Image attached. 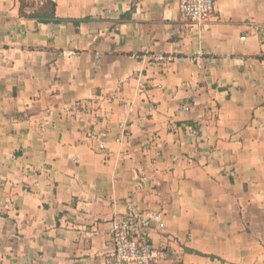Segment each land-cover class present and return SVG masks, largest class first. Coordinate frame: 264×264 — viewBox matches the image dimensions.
<instances>
[{
  "label": "crops",
  "instance_id": "0c3cea01",
  "mask_svg": "<svg viewBox=\"0 0 264 264\" xmlns=\"http://www.w3.org/2000/svg\"><path fill=\"white\" fill-rule=\"evenodd\" d=\"M52 1L43 25L0 0V264H106L131 204L169 264H264V0L202 26L179 0Z\"/></svg>",
  "mask_w": 264,
  "mask_h": 264
},
{
  "label": "built area",
  "instance_id": "2783aa9c",
  "mask_svg": "<svg viewBox=\"0 0 264 264\" xmlns=\"http://www.w3.org/2000/svg\"><path fill=\"white\" fill-rule=\"evenodd\" d=\"M179 10L193 24L202 26L213 18L216 11V0H179ZM74 55L72 51L63 52L66 58ZM141 58L151 65H166L186 60L195 63H215V59L206 58L202 52L189 56L158 54L145 55ZM184 110L192 111L193 109L191 105H186ZM92 114H94L92 106L78 103L74 109L66 110L64 115L81 120L83 116ZM47 115L50 116L51 111H47ZM40 127L42 131H45L46 123H42ZM123 128L127 131L128 126L124 124ZM87 138L93 141L100 140L95 132H89ZM153 140H149L148 143L150 144ZM162 218V213L141 211L134 204L129 205L126 216L114 223L110 236L113 250L108 254L106 264H169L172 260L176 261L169 247L164 245L157 248L152 242V234Z\"/></svg>",
  "mask_w": 264,
  "mask_h": 264
},
{
  "label": "trees",
  "instance_id": "16d2710c",
  "mask_svg": "<svg viewBox=\"0 0 264 264\" xmlns=\"http://www.w3.org/2000/svg\"><path fill=\"white\" fill-rule=\"evenodd\" d=\"M19 15L43 25L60 22L57 17V4L52 0H19ZM75 24L78 26L80 22Z\"/></svg>",
  "mask_w": 264,
  "mask_h": 264
}]
</instances>
